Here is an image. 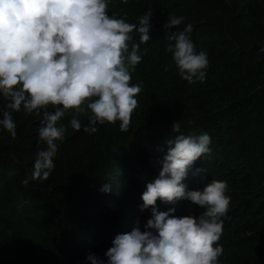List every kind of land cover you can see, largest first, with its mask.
<instances>
[{
    "label": "trees",
    "instance_id": "obj_1",
    "mask_svg": "<svg viewBox=\"0 0 264 264\" xmlns=\"http://www.w3.org/2000/svg\"><path fill=\"white\" fill-rule=\"evenodd\" d=\"M149 10L152 39L141 43L133 33L142 60L130 83L141 92L127 131L119 121L97 124L96 133L77 131L67 113L49 178L25 185L35 153L46 147L37 132L43 111L14 112L16 137L0 126V264H88L90 253L107 264L114 238L137 223L144 230L151 218V209H141L142 193L159 175L177 121L181 131L212 138L211 152L189 169V189L213 179L228 185L220 264H264V0H111L108 8L136 24ZM169 14L183 16L180 29L191 24L196 49L208 50L206 79L180 77L167 51L178 30L164 27ZM90 115L80 117L82 125ZM105 184L110 191H101ZM157 207H175L170 214L178 216L203 211L187 200L158 199Z\"/></svg>",
    "mask_w": 264,
    "mask_h": 264
},
{
    "label": "clouds",
    "instance_id": "obj_2",
    "mask_svg": "<svg viewBox=\"0 0 264 264\" xmlns=\"http://www.w3.org/2000/svg\"><path fill=\"white\" fill-rule=\"evenodd\" d=\"M127 3V0H124ZM111 0H0V126L17 136L14 112L40 114L43 119L38 140L46 147L34 155L29 180H47L54 169L58 142L66 133L62 122L71 113L75 130L96 133L97 124L119 121L127 131L138 106L141 85L130 83L132 70L141 62V43L151 36L152 12L129 23L109 15ZM183 16L169 14L167 51L186 81L206 79L210 63L206 48L196 49L190 38L192 25ZM264 51V49H262ZM168 66L165 65V70ZM49 106L54 111H49ZM62 106V107H61ZM91 112L88 123L80 117ZM173 124L174 138L160 161L161 170L142 193L141 209H151V218L141 230L139 223L130 232L118 234L105 253L107 264H220L224 248L218 242L231 203L226 181L213 179L203 190H190L186 182L190 167L211 152L212 138L206 131H181ZM110 185L101 191H110ZM175 204L190 201L203 209L197 215H171L175 207L160 210L157 200ZM88 264H105L95 254Z\"/></svg>",
    "mask_w": 264,
    "mask_h": 264
}]
</instances>
